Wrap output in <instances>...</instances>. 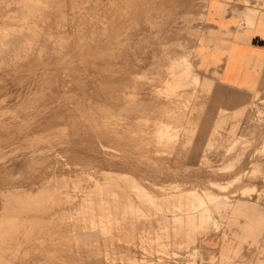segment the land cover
Returning <instances> with one entry per match:
<instances>
[{"label":"rangeland","instance_id":"rangeland-1","mask_svg":"<svg viewBox=\"0 0 264 264\" xmlns=\"http://www.w3.org/2000/svg\"><path fill=\"white\" fill-rule=\"evenodd\" d=\"M53 1L0 0V264H203L204 238L222 229L215 214L245 217L239 199L264 195V99L253 94L234 114L263 134L226 123L195 134L189 116L215 82L198 63L206 0ZM226 98L223 115L235 109ZM258 231L235 234L222 264H264Z\"/></svg>","mask_w":264,"mask_h":264},{"label":"crops","instance_id":"crops-1","mask_svg":"<svg viewBox=\"0 0 264 264\" xmlns=\"http://www.w3.org/2000/svg\"><path fill=\"white\" fill-rule=\"evenodd\" d=\"M203 27L198 41V63L205 70L202 76L215 82L209 86L205 109L193 111L189 116L198 121L195 134H210L223 123L227 131L235 134H263L251 125L243 129L242 122H237L241 117L234 114H242L239 110L255 91L258 98L264 99V0H206ZM226 96L234 99L230 105L235 109L223 115L221 110L227 107ZM245 96L248 98L243 100ZM257 185L264 187V179ZM261 198L258 200L255 194L239 199L246 203L245 217L230 211L223 217L215 214L222 229L218 237L204 238L203 246L212 254H205L203 264H222L220 257L227 256L220 251L227 246L231 248L230 256L239 242L235 234L254 235L259 234L260 229L264 234V195ZM257 202L260 204L256 207L253 204Z\"/></svg>","mask_w":264,"mask_h":264},{"label":"bare ground","instance_id":"bare-ground-1","mask_svg":"<svg viewBox=\"0 0 264 264\" xmlns=\"http://www.w3.org/2000/svg\"><path fill=\"white\" fill-rule=\"evenodd\" d=\"M38 1H39V0H38ZM51 1H52V0H51ZM54 1H55V0H54ZM54 1H53V2H54ZM66 1H67V0H66ZM70 1H71V0H70ZM84 1H85V0H84ZM92 1H93V0H92ZM138 1H139V0H138ZM166 1H167V0H166ZM168 1H169V0H168ZM248 1H249V0H248ZM23 2H24V1H23ZM32 2H33V0H32ZM47 2H48V1H47ZM68 2H69V1H68ZM86 2H87V0H86ZM106 2H107V1H106ZM43 3H44V2H43ZM50 3H51V2H50ZM114 3H115V2H114ZM116 3H117V2H116ZM165 3H166V2H165ZM168 3H169V2H168ZM21 4H22V2H21ZM38 4L40 5V3H38ZM54 4H55V3H54ZM104 4H105V3H104ZM245 4H246V3H245ZM22 5H23V4H22ZM27 5H28V4H27ZM46 5H47V4H46ZM75 5H76V3H75ZM90 5H91V4H90ZM106 5H107V4H106ZM19 6H20V5H19ZM19 6H18V7H19ZM67 6H68V5H67ZM93 6H94V5H93ZM117 6H118V5H116L115 8H116ZM1 7H2V6H1ZM24 7H25V5H24ZM69 7H70V6H69ZM90 7H91V6H90ZM119 7H120V6H119ZM19 8H21V7H19ZM44 8H45V6H44ZM55 8H56V7H55ZM109 8H110V7H109ZM126 8H127V7H126ZM33 9L35 10V8H33ZM46 9H49V8H46ZM75 9H77V8L75 7ZM89 9H90V8H89ZM116 9H117V8H116ZM22 10H23V9H22ZM27 10H28V9H27ZM31 10H32V9H31ZM34 10H33V11H34ZM71 10H73V9H71ZM24 11H26V10H24ZM29 11H30V10H29ZM29 11H28V12H29ZM44 11H45V10H44ZM44 11H43V12H44ZM68 11H70V10H68ZM83 11H84V10H83ZM88 11H89V10H88ZM106 11H108V10H106ZM119 11H120V10H119ZM119 11H118V12H119ZM157 11H158V10H157ZM28 12H27V14H28ZM31 12H32V11H31ZM35 12H36V11H35ZM41 12H42V10H41ZM49 12H50V10H49ZM56 12H57V11H56ZM56 12H55V13H56ZM76 12H78V11H76ZM81 12H82V11H81ZM108 12H109V15H110V11H108ZM11 13H12V11H11ZM15 13H16V12H15ZM32 13H33V12H32ZM65 13H66V12H65ZM65 13H64V14H65ZM95 13H96V12H95ZM102 13H104V12H102ZM12 14H13V13H12ZM34 14H35V13H34ZM40 14H41V13H40ZM64 14H62V15L64 16ZM72 14H73V13H72ZM116 14H117V13H116ZM18 15H19V14H18ZM24 15H25V14H24ZM32 15H33V14H32ZM41 15H42V14H41ZM47 15H48V14H47ZM47 15H45V16H47ZM68 15H69V14H68ZM76 15H77V13H76ZM102 15H103V14H102ZM12 16H14V14H13ZM37 16H38V15H37ZM39 16H40V15H39ZM42 16H43V15H42ZM52 16H53V15H52ZM55 16H57V14H55ZM74 16H75V15H74ZM111 16H112V15H111ZM154 16H155V15H154ZM157 16H158V15H157ZM9 17H10V16H9ZM18 17H19V16H18ZM29 17H30V16H29ZM31 17H32V16H31ZM60 17H61V16H60ZM64 17L67 18V14H66V16H64ZM64 17H63V18H64ZM77 17H78V16H77ZM6 18H7V17H6ZM13 18H14V17H13ZM22 18H24V17H22ZM33 18H34V17H33ZM37 18H38V17H37ZM48 18H49V17H48ZM57 18H58V17H57ZM69 18H70V17H69ZM69 18H67V19H69ZM93 18H94V17H93ZM100 18H101V17H100ZM107 18H108V17H107ZM8 19H9V18H8ZM17 19H18V18H17ZM27 19H28V18H27ZM35 19H36V18H35ZM46 19H47V18H46ZM50 19H51V18H50ZM64 19H65V18H64ZM83 19H84V18H83ZM103 19H104V18H103ZM108 19H109V18H108ZM9 20H10V19H9ZM53 20H54V19H53ZM53 20H52V21H53ZM59 20H60V19H59ZM74 20H75V19H74ZM76 20H77V19H76ZM79 20H80V19H79ZM11 21H12V20H11ZM39 21H40V20H39ZM49 21H50V20H49ZM66 21H67V20L65 19L64 22H66ZM90 21H91V20H90ZM109 21H110V19H109ZM3 22H4V21H3ZM20 22H21V21H20ZM31 22H32V21H31ZM43 22H44V20H43ZM45 22H46V21H45ZM77 22H78V21H77ZM7 23H8V22H7ZM24 23H25V21H24ZM24 23H22V24H24ZM46 23H47V22H46ZM49 23H50V22H49ZM66 23H67V22H66ZM90 23H91V22H90ZM93 23H94V22H93ZM101 23H102V22H101ZM104 23H105V22H104ZM125 23H126V22H125ZM247 23H248V22H247ZM20 24H21V23H20ZM34 24H35V23H34ZM34 24L32 23V25H34ZM40 24H41V23H40ZM44 24H45V23H44ZM51 24H52V23H51ZM68 24H69V21H68ZM70 24H71V23H70ZM12 25H13V24H12ZM28 25H29V24H28ZM42 25H43V24H42ZM63 25H64V24H63ZM90 25H91V24H90ZM1 26H2V25H1ZM5 26H6V25H5ZM15 26H16V24H15ZM20 26H21V25H20ZM39 26H40V25H39ZM101 26H102V25H101ZM103 26H105V25H103ZM145 26H146V25H145ZM251 26H252V25H251ZM7 27H8V25H7ZM30 27H31V26H30ZM36 27H37V26H36ZM49 27H51V25H50ZM58 27H59V26H58ZM58 27H57V28H58ZM66 27H68V26L66 25ZM74 27H75V26H74ZM4 28H5V27H4ZM23 28H24V27H23ZM27 28H28V27H27ZM34 28H35V26H34ZM54 28H55V27H54ZM54 28H53V29H54ZM82 28H83V27H82ZM82 28H81V29H82ZM93 28H94V27H93ZM2 29H3V28H2ZM2 29H1V30H2ZM24 29H25V28H24ZM29 29H30V28H29ZM35 29H36V28H35ZM39 29H40V28H39ZM46 29H48V28H46ZM50 29H51V28H50ZM55 29H56V28H55ZM58 29H59V28H58ZM84 29H85V28H84ZM103 29L105 30V28H103ZM36 30H37V29H36ZM41 30H42V29H41ZM71 30H72V29H71ZM88 30L90 31L91 29H88ZM107 30H109V29H107ZM4 31H5V30H4ZM7 31H8V29H7ZM12 31H13V30H12ZM14 31H15V30H14ZM16 31H17V30H16ZM18 31H19V30H18ZM25 31H26V30H25ZM46 31H47V30H46ZM50 31H51V30H50ZM60 31H61V30H60ZM67 31H68V30H67ZM130 31H131V30H130ZM9 32H10V31H9ZM62 32H63V31H62ZM83 32H84V31H83ZM95 32H96V31H95ZM95 32H94V33H95ZM106 32H107V31H106ZM13 33H14V32H12V34H13ZM28 33H29V32H28ZM79 33H80V32H79ZM92 33H93V32H92ZM94 33H93V34H94ZM19 34H20V32H19ZM30 34H31V33H30ZM42 34H43V33H42ZM53 34H54V32H53ZM16 35H18V34H16ZM27 35H28V34H27ZM34 35H36V34H34ZM40 35H41V34H40ZM62 35H63V34H62ZM77 35H78V34H77ZM97 35H99V34H97ZM5 36H6V35H5ZM8 36H9V35H8ZM14 36H15V35H14ZM90 36H91V35H90ZM17 37H18V36H17ZM40 37H41V36H40ZM42 37H43V36H42ZM49 37H50V36H49ZM51 37H52V36H51ZM62 37H64V36H62ZM85 37H87V36H85ZM98 37H99V36H98ZM109 37H110V36H109ZM0 38H1V37H0ZM5 38H8V39H9V37H7V36H6ZM10 38H11V37H10ZM12 38H13V37H12ZM88 38H89V37H88ZM3 39H4V38H3ZM17 39H18V38H17ZM31 39H32V38H31ZM31 39H30V40H31ZM58 39H59V38H58ZM84 39H85V38H84ZM1 40H2V39H1ZM9 40H10V39H9ZM9 40L5 39L6 42H8ZM22 40H23V39H22ZM45 40H46V39H45ZM59 40H61V39H59ZM70 40H71V39H70ZM81 40H82V38H81ZM95 40H96V39H95ZM97 40H98V39H97ZM2 41H3V40H2ZM16 41H17V40H16ZM34 41H37V40L34 39ZM34 41H33V42H34ZM51 41H52V40H51ZM10 42H11V41H9V44H10ZM22 42H23V41H22ZM25 42H26V41H25ZM45 42H46V41H45ZM56 42H57V41H56ZM60 42H61V41H60ZM0 43H1V42H0ZM13 43H14V41H13ZM27 43H28V42H27ZM31 43H32V42H31ZM36 43H37V42H36ZM53 43H54V42H53ZM190 43H191V42H190ZM14 44H15V43H14ZM23 44H24V42H23ZM23 44H21V46H22ZM44 44H45V43H44ZM30 45H31V44H30ZM63 45H64V44H63ZM66 45H67V44H66ZM9 46H10V45H9ZM11 46L13 47V45H11ZM11 46H10V47H11ZM25 46H26V45H25ZM31 46H32V45H31ZM41 46H42V45H41ZM45 46H46V45H45ZM52 46H53V44H52ZM56 46H57V45H56ZM78 46H79V45H78ZM2 47H3V46H2ZM4 47H5V46H4ZM4 47H3V48H4ZM14 47H16V46H14ZM22 47H23V46H22ZM33 47H34V46H33ZM35 47H36V46H35ZM23 48H24V47H23ZM31 48H32V47H31ZM59 48H60V47H59ZM11 49H12V48H11ZM13 49H14V48H13ZM16 49H17V48H16ZM20 49H21V47L19 48V51H20ZM27 49H29V48H27ZM35 49H36V48H35ZM42 49H43V48H42ZM0 50H2V49H0ZM9 50H10V49H9ZM14 50H15V49H14ZM22 50H24V49H22ZM22 50H21V52H22ZM25 50H26V49H25ZM50 50H51V49H50ZM184 50H185L184 47H182V50H181V53H180V54H181L180 59H182V63H181V65L185 64V66H186V65L189 64V61H188L187 53H185ZM2 51H3V50H2ZM6 51H7V50H6ZM16 51H17V50H16ZM33 51H34V50H33ZM35 51H36V50H35ZM4 52H5V51H4ZM17 52H18V51H17ZM28 52H29V51H28ZM127 52H128V51H127ZM0 53H1V52H0ZM6 53H7V52H6ZM29 53H30V52H29ZM31 53H32V52H31ZM35 53H36V52H35ZM49 53H50V52H49ZM54 53H55V52H54ZM132 53H133V52H132ZM7 54H8V53H7ZM21 54H22V53H21ZM10 55H11V53H10ZM31 55H33V54H31ZM1 56H2V55H1ZM1 56H0V57H1ZM13 56H14V53H13ZM17 56H18V55H17ZM73 56H74V55H73ZM75 56H76V55H75ZM4 57H5V56H4ZM10 57H11V56H10ZM37 57H38V55H37ZM102 57H103V56H102ZM1 58H2V57H1ZM19 58H20V57H19ZM32 58H33V57H32ZM32 58H31V59H32ZM38 58H39V57H38ZM10 59H11V58H10ZM22 59H24V58H22ZM25 59H26V58H25ZM25 59H24V60H25ZM111 59H112V58H111ZM116 59H117V58H116ZM7 60H9V59L7 58ZM19 60H20V59H19ZM26 60H27V59H26ZM109 60H110V59H109ZM0 61H1V60H0ZM9 62H11V61H9ZM12 62H13V61H12ZM14 62H15V61H14ZM21 62H22V61H21ZM6 65H7V62H6ZM66 66H67V65H66ZM85 66H86V65H85ZM13 67H14V66H13ZM172 67H173V66H172ZM61 68H62V67H61ZM79 68H80V67H79ZM178 68H179V67H178ZM64 69H65V68H64ZM175 69H176V68H175ZM66 70H67V69H66ZM66 70H65V71H66ZM176 70H177V69H176ZM63 71H64V70H63ZM86 71H87V70H86ZM194 71H195V69H194ZM170 72H172V71H170ZM176 73H177V72H176ZM178 73H179V71H178ZM171 74L175 75L173 72H172ZM180 74H181V71H180ZM199 74H200V73H199ZM64 75H65V74H64ZM183 75H185V74H183ZM186 75H187V74H186ZM66 76H67V75H66ZM176 76H177V75H176ZM169 77H170V76H169ZM177 77L179 78V75H178ZM170 78H172V76H171ZM178 78H177V79L174 78V79H176L177 82H178V81L180 80V79H178ZM198 78H199V77H198ZM167 79H168V78H167ZM167 79H166V81H167ZM174 79H173V80H174ZM182 79H183V78H182ZM173 80H172V81H173ZM166 81H164V82H165L166 84H169V83H167L168 81H167V82H166ZM174 81H175V80H174ZM175 82H176V81H175ZM177 82H176V83H177ZM1 84H2V83H1ZM112 84H113V83H112ZM114 84H115V83H114ZM172 84H173V83H172ZM180 84H181V83H180ZM174 85H175V84H174ZM176 85H177V84H176ZM176 85H175V86H176ZM178 86H179V85H178ZM54 87H55V85H54ZM63 89H64V87H63ZM254 90H255V89H254ZM65 91H66V89H65ZM257 92H258V91H257ZM255 93H256V91H255ZM255 93H254V94H255ZM256 95H257V94H256ZM71 103H72V102H71ZM101 105H103V104H101ZM91 106H92V105H91ZM96 107H97V106H96ZM101 108H102V107H101ZM87 109H88V108H87ZM76 110H77V109H76ZM89 110H90V109H89ZM82 111H83V110H82ZM80 112H81V111H80ZM90 112H91V111H90ZM92 112H93V110H92ZM64 113H65V112H64ZM100 113H101V112H100ZM92 114H93V113H92ZM77 116H78V115H77ZM70 117H71V116H70ZM68 118H69V117H68ZM150 136H151V135H150ZM141 138H142V137H141ZM143 139H144V138H143ZM145 139H146V138H145ZM150 140H151V138H150ZM142 141H143V140H142ZM262 145L264 146V142H263V140H262ZM219 156H220V155H219ZM32 158H33V157H32ZM41 159H42V158H41ZM42 161H43V160H42ZM41 163H42V162H41ZM35 164H36V163H35ZM233 164H234V163H233ZM25 165H26V164H25ZM229 165H230V164H229ZM231 165H232V164H231ZM255 165H256V164H255ZM33 166H34V165H33ZM21 167H24V166H21ZM106 171H107V170H106ZM80 172H81V171H80ZM108 172H109V171H108ZM112 172H115V171H112ZM118 172H119V171H118ZM259 172H260V171H259ZM60 174H61V173H60ZM109 174H110V173H109ZM122 174H126V173H122ZM250 174H251V173H250ZM8 175H9V174H8ZM8 175H7V176H8ZM127 175H128V174H127ZM235 175H236V174H235ZM252 175H254V174H252ZM9 176H10V175H9ZM250 176H251V175H250ZM126 177H128V176H126ZM257 177H258V176H257ZM43 178H44V177H43ZM65 178H66V175H65ZM70 178H71V177H70ZM88 178H89V177H88ZM124 178H125V175H124ZM129 178L131 179L132 176L130 177V175H129L128 179H129ZM58 179H59V178H58ZM73 179H74V178H73ZM78 179H80V178H78ZM102 179H103V178H102ZM117 179H118V178H117ZM130 179H129V180H130ZM235 179H236V177H235V178H232V181H230V182L228 181L229 183L225 184L224 187H229L231 184H233V182L235 181ZM120 180H121V179H120ZM120 180H119V181H120ZM131 180H136V178H135V179H131ZM67 181H68V180H67ZM69 181H70V180H69ZM74 181H75V180H74ZM80 181H81V180H80ZM103 181H104V180H103ZM119 181H118V182H119ZM123 181H125V180L123 179ZM207 181H208V180H207ZM37 182H38V181H37ZM39 182H40V181H39ZM76 182H77V180H76ZM93 182H94V181H93ZM99 182H100V181H99ZM101 182H102V181H101ZM105 182H106V181H105ZM127 182H128V180H127ZM132 182H133V181H132ZM134 182H135V181H134ZM213 182H214V181H213ZM47 183H48V182H47ZM51 183H52V182H51ZM61 183H62V182H61ZM67 183H68V182H67ZM115 183H116V182H115ZM115 183H114V184H115ZM122 183H123V182H122ZM122 183H121L120 185H122ZM129 183H131V182H129ZM129 183H128V184H129ZM41 184H42V183H41ZM53 184H54V183H53ZM63 184H64V183H63ZM65 184H66V183H65ZM80 184H81V183H80ZM92 184H94V183H92ZM114 184H113V185H114ZM135 184H136V183H135ZM218 184H220V183H218ZM35 185H36V184H35ZM75 185H76V184H75ZM81 185H82V184H81ZM85 185H86V184H85ZM96 185H97V184H96ZM107 185H109V183H108ZM126 185H127V184H126ZM126 185H125V186H126ZM132 185H133V184H132ZM139 185H141V184H139ZM139 185H138V186H139ZM10 186H11V185H10ZM27 186H28V185H27ZM36 186H37V185H36ZM40 186H41V185H40ZM97 186H98V185H97ZM105 186H106V185H105ZM116 186H117V185H116ZM118 186H119V185H118ZM125 186H123V187H125ZM138 186H137V187H138ZM34 187H35V186H34ZM43 187H44V186H43ZM48 187H49V186H48ZM48 187H47V188H48ZM50 187H51V186H50ZM52 187H54V185H53ZM63 187H64V186H63ZM63 187H62V188H63ZM93 187H94V185H93ZM95 187H96V186H95ZM100 187H101V186H100ZM103 187H104V186H103ZM127 187H128V185H127ZM130 187H131V186H130ZM4 188H5V187H4ZM6 188H7V187H6ZM47 188H45V189H47ZM67 188H68V187H67ZM96 188H97V187H96ZM98 188H99V187H98ZM125 188H126V187H125ZM142 188H143V186H142ZM249 188H251V187H250V186H249V187H245V186H244V187L242 188V190H243V191H247V190H249ZM2 189H3V188H2ZM19 189H20V188H19ZM57 189H58V188H57ZM92 189H93V188H92ZM92 189H91V191H92ZM111 189H112V188H111ZM119 189H120V188H119ZM123 189H124V188H123ZM9 190H10V189H9ZM13 190H14V189H13ZM13 190H12V191H13ZM22 190H23V189H22ZM49 190H50V189H49ZM61 190H62V189H61ZM71 190H72V189H71ZM89 190H90V189H89ZM93 190H94V189H93ZM96 190H97V189H96ZM96 190H95V191H96ZM124 190H125V189H124ZM142 190H144V189H142ZM63 191H64V190H63ZM67 191L69 192V190H67ZM101 191H103V190H101ZM109 191H110V190H109ZM133 191H134V190H133ZM140 191H141V189H140ZM145 191H147V190L145 189ZM194 191H195V190H194ZM6 192H8V191H6ZM13 192H14V191H13ZM13 192H11V193L14 195ZM16 192H17V189H16ZM16 192H15V195H16ZM24 192H26V191H24ZM28 192H29V191H28ZM41 192H42V191H41ZM46 192L51 193L50 191H46ZM106 192H107V190H106ZM113 192H114V191H113ZM117 192H118V191H117ZM125 192H126V191H125ZM127 192H128V191H127ZM130 192H131V191H130ZM148 192H149V191H148ZM210 192H212V190H211ZM19 193H20V192H19ZM22 193H23V192H22ZM22 193H21V194H22ZM43 193H44V192H43ZM43 193H42V194H43ZM64 193H65V192H64ZM120 193H121V192H120ZM178 193H179V194H178ZM178 193H177V196H178V195H181L180 192H178ZM212 193H213V192H212ZM5 194H6V193H5ZM8 194H9V193H8ZM17 194H18V192H17ZM21 194H20V195H21ZM45 194H46V193H45ZM53 194H54V193H53ZM53 194H52V195H53ZM90 194H92V193H90ZM97 194H98V193H97ZM116 194H117V193H116ZM128 194H129V192H128ZM128 194H127V195H128ZM137 194H138V193H137ZM140 194H141V193H140ZM6 195H7V194H6ZM39 195H40V194H39ZM62 195H63V194H62ZM98 195H100V194H98ZM112 195H113V194H112ZM155 195H156V194H155ZM190 195H191V194H190ZM190 195H187L186 198H187L188 196H190ZM195 195H196V194H195ZM197 195H198V194H197ZM199 195H200V194H199ZM9 196H10V194H9ZM9 196H8V197H9ZM34 196H35V195H34ZM41 196H42V195H41ZM46 196H47V195H46ZM89 196H90V195H89ZM89 196H88V197H89ZM96 196H97V195H96ZM109 196H110V194H109ZM124 196H125V195H124ZM124 196H122V197H124ZM143 196H144V195H143ZM149 196H151V195H149ZM175 196H176V195H175ZM177 196H176V198H177ZM184 196H185V195H184ZM184 196H183V194H182V198H183V199L185 198ZM24 197H25V195H24ZM63 197H64V196H63ZM103 197H104V196H103ZM105 197H106V196H105ZM117 197H118V196H117ZM117 197H116V198H117ZM153 197H154V196H153ZM192 197H193V196H192ZM1 198H2V197H1ZM9 198H10V200H11V197H9ZM40 198H41V197H39V199H40ZM42 198H43V197H42ZM44 198H45V197H44ZM100 198H101V197H100ZM109 198H110V197H109ZM130 198H131V197H130ZM133 198H134V196H133ZM179 198L182 199L181 197H179ZM241 198H242V197H241ZM12 199H13V198H12ZM16 199H17V198H16ZM85 199H86V198H85ZM106 199H107V198H106ZM154 199H155V197H154ZM161 199H162V198H161ZM161 199H160V200H161ZM164 199H165V198H164ZM188 199H189V197H188ZM252 199H253V198H252ZM10 200H8V201L10 202ZM31 200H32V199H31ZM33 200H34V199H33ZM37 200H38V198H37ZM37 200H36V201H37ZM110 200H111V199H110ZM124 200H125V199H124ZM184 200H186V199H184ZM193 200H194V199H193ZM193 200H192V201H193ZM261 200H262V199H261ZM11 201H12V200H11ZM36 201H34V202H36ZM49 201H50V200H49ZM81 201H82V200H81ZM81 201H80V202H81ZM84 201H86V200H84ZM106 201H107V200H106ZM114 201H116V200H114ZM143 201H145V200H143ZM162 201H163L164 203L167 202V201H164V200H162ZM5 202H6V201H5ZM9 202H8V203H9ZM20 202H22V201L20 200ZM30 202H31V201H30ZM37 202H39V201H37ZM41 202H42V201H41ZM98 202H99V201H98ZM152 202L154 203V201H152ZM22 203H23V202H22ZM26 203H27V202H26ZM78 203H79V202H78ZM90 203H91V202H90ZM113 203H114V202H113ZM116 203H117V202H116ZM121 203H123V201H122ZM170 203H171V202H170ZM259 203H260V202H259ZM65 204H66V203H65ZM85 204H86V203H85ZM91 204H92V203H91ZM97 204L99 205L100 203H97ZM119 204H120V203H119ZM142 204H143V203H142ZM155 204H156V203H155ZM162 204H163V203H162ZM166 204H168V203H166ZM10 205H11V204H10ZM13 205H14V204H13ZM73 205H74V204H73ZM88 205L90 206V204H88ZM101 205H102V204H101ZM109 205H110V203H109ZM113 205H114V204H113ZM113 205H112V206H113ZM159 205H160V204H159ZM168 205H169V204H168ZM14 206H16V205H14ZM21 206H22V205H21ZM39 206H40V205H39ZM96 206H97V205H96ZM112 206H111V207H112ZM117 206H118V205H117ZM129 206H130V205H129ZM28 207H29V206H28ZM54 207H55V206H54ZM75 207H76V205H75ZM108 207H109V206H108ZM123 207H124V206H123ZM151 207H152V206H151ZM161 207H162V206H161ZM31 208H33V207H31ZM63 208L65 209L64 206L62 207V209H63ZM70 208H71V207H70ZM80 208H81V206H80ZM92 208H93V207H92ZM95 208H96V207H95ZM104 208H105V207H104ZM131 208H132V207H131ZM140 208H141V207H140ZM19 209H20V208H19ZM48 209H49V208H48ZM83 209H84V208H83ZM102 209H103V208H102ZM102 209H101V210H102ZM109 209H111V208H109ZM115 209H116V208H115ZM117 209H118V208H117ZM121 209H122V208H121ZM124 209H125V208H124ZM175 209H176V208H175ZM37 210H38V209H37ZM49 210H50V209H49ZM66 210H67V209H66ZM71 210H73V209H71ZM74 210H75V209H74ZM88 210H89V209H88ZM92 210H93V209H92ZM99 210H100V208H99ZM113 210H114V209H113ZM128 210H129V209H128ZM18 211H19V210H18ZM31 211H32V210H31ZM117 211H118V210H117ZM119 211H120V210H119ZM61 212H62V211H61ZM67 212H68V211H67ZM82 212H83V211H82ZM96 212H97V210H96ZM98 212H99V211H98ZM106 212H107V211H106ZM51 213H52V212H51ZM62 213H63V212H62ZM78 213H79V212H78ZM116 213H117V212H116ZM116 213H114V214H116ZM191 213H192V212H191ZM22 214H23V213H22ZM22 214H21V215H22ZM36 214H37V213H36ZM36 214H35V215H36ZM81 214H82V213H81ZM110 214H111V212H110ZM23 215H24V214H23ZM54 215H55V214H54ZM60 215H61V214H60ZM66 215H67V214H66ZM76 215H78V214H76ZM95 215H98V214L95 213ZM86 216H87V215H86ZM109 216H110V215H109ZM109 216H108V217H109ZM167 216H168V215H167ZM74 217H75V216H74ZM78 217H79V216H78ZM81 217H82V216H81ZM106 217H107V216H106ZM10 218H11V217H10ZM29 218H30V217H29ZM99 218H100V217H99ZM22 219H23V218H22ZM22 219H21V220H22ZM45 219H46V218H45ZM60 219H61V217H60ZM89 219H90V218H89ZM8 220H9V219H8ZM13 220H14V219H13ZM40 220H41V219H40ZM78 220H79V219H78ZM106 220H107V219H106ZM106 220H105L104 222H106ZM110 220H111V219H110ZM194 220H195V219H194ZM196 220H197V219H196ZM16 221H17V220H16ZM108 222H109V220H108ZM196 222H198V221H196ZM200 222H201V221H200ZM10 223H11V222H10ZM20 223H21V222H20ZM198 223H199V222H198ZM213 223H214V222H213ZM184 224H185V223H184ZM184 224H183V225H184ZM194 224H195V223H194ZM196 224H197V223H196ZM207 224H208V223H207ZM3 225H4V224H3ZM7 225H8V224H7ZM23 225H24V224H23ZM95 225H96V224H95ZM111 225H112V224H111ZM4 226H5V225H4ZM93 226H94V225H93ZM11 227H12V226H11ZM106 227H107V226H106ZM180 227H181V225H180ZM2 228H3V226H2ZM5 228H6V227H5ZM17 228H18V227H17ZM19 228H20V227H19ZM40 228H41V227H40ZM54 228H55V227H54ZM184 228H185V227H184ZM190 228H191V227H190ZM197 228H198V227H197ZM20 229H21V228H20ZM49 229H50V228H49ZM1 230H2V229H1ZM6 230H7V229H6ZM33 230H34V229H33ZM179 230H180V229H179ZM191 230H192V229H191ZM2 231H3V230H2ZM79 231H80V230H79ZM85 231H86V230H85ZM111 231H113V230H111ZM180 231H181V230H180ZM185 231H186V230H185ZM192 231H193V230H192ZM197 231H198V230H197ZM4 232H5V231H4ZM27 232H28V231H27ZM182 232H183V231H182ZM10 233H11V232H10ZM30 233H31V232H30ZM43 233H44V232H43ZM68 233H69V232H68ZM73 233H75V232H73ZM77 233H78V232L76 231V234H77ZM86 233H87V232H86ZM190 233H191V232H190ZM198 233H199V232H198ZM70 234H71V233H70ZM76 234H75V235H76ZM94 234H95V233H94ZM8 235H9V234H8ZM16 235H17V234H16ZM19 235H20V234H19ZM163 235H164V234H163ZM177 235H178V234H177ZM190 235H191V234H190ZM81 236H82V235H81ZM84 236H85V235H84ZM86 236H87V235H86ZM86 236L84 237L85 239H87ZM96 236H97V235H96ZM174 236H175V234H174ZM180 236H181V235H180ZM188 236H189V235H188ZM29 237H30V236H29ZM82 237H83V236H82ZM175 237H176V236H175ZM3 238H4V237H3ZM14 238H15V237H14ZM21 238H22V237H21ZM93 238H94V237H93ZM184 238H185V237H184ZM4 239H5V238H4ZM159 239H160V238H159ZM161 239H162V238H161ZM165 239H168V238H165ZM181 239H182V238H181ZM1 240H2V239H1ZM6 240H7V239H6ZM54 240H55V239H54ZM91 240H92V239H91ZM157 240H158V239H157ZM168 240H169V239H168ZM176 240H177V238H176ZM189 240H190V239H189ZM86 241H87V240H86ZM152 241H153V240H152ZM181 241H182V240H181ZM191 241H192V240H191ZM29 242H30V241H29ZM149 242H150V241H149ZM163 242H164V241H163ZM173 242H175V241L173 240ZM179 242H180V241H179ZM156 243H157V242H156ZM188 243H189V242H188ZM34 244H35V242H34ZM42 244H43V243H42ZM161 244H162V242H161ZM165 244H166V243H165ZM168 244H169V243H168ZM155 245H156V244H155ZM159 245H160V244H159ZM159 245H158V246H159ZM189 245H190V243H189ZM162 246H163V245H162ZM170 246H171V245H170ZM13 247H14V246H13ZM29 247H30V246H29ZM63 247H64V246H63ZM178 247H179V246H178ZM193 247H194V246H193ZM193 247H192V248H193ZM30 248H31V247H30ZM35 248H36V247H35ZM152 248H153V247H152ZM157 248H158V247H157ZM196 248H197V247H196ZM6 249H7V248H6ZM25 249H26V248H25ZM66 249H67V248H66ZM2 250H3V249H1V251H2ZM29 250H30V249H29ZM55 250H56V249H55ZM67 250H68V249H67ZM70 250H71V249H70ZM10 251H11V250H10ZM17 251H18V250H17ZM19 251H20V250H19ZM25 251H26V250H25ZM52 251H53V250H52ZM180 251H181V250H180ZM56 252H57V251H56ZM8 253H9V252H8ZM105 253H106V252H105ZM261 253H262V252H261ZM13 256H14V255H13ZM23 256H24V255H23ZM258 256H260V255L257 254V257H258ZM3 257H4V256H3ZM9 257H10V256H9ZM14 257H15V256H14ZM16 257H17V256H16ZM262 257H263V255H262ZM26 259H27V258H26ZM9 260H10V259H9ZM11 260H12V259H11ZM37 260H38V259H37ZM127 260H128V259H127ZM1 261H3V260H1ZM13 261H14V260H13ZM39 261H40V260H39ZM137 261H138V260H137ZM21 262H22V261H21ZM21 262H20V263H21ZM165 262H167V261H165ZM35 263H36V262H35ZM135 263H136V262H135ZM138 263H139V262H138ZM154 263H155V262H154ZM178 263H180V262H178ZM131 264H132V263H131ZM187 264H188V263H187ZM189 264H190V263H189ZM258 264H263V263H261V261H259Z\"/></svg>","mask_w":264,"mask_h":264}]
</instances>
